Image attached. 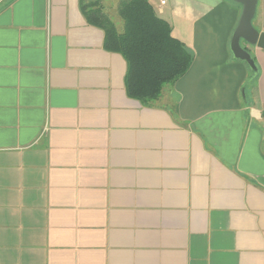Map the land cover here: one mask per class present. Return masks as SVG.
Wrapping results in <instances>:
<instances>
[{
    "label": "crops",
    "instance_id": "1",
    "mask_svg": "<svg viewBox=\"0 0 264 264\" xmlns=\"http://www.w3.org/2000/svg\"><path fill=\"white\" fill-rule=\"evenodd\" d=\"M88 2L0 0V264H264V51L256 73L233 59L241 5L149 0L192 61L144 106Z\"/></svg>",
    "mask_w": 264,
    "mask_h": 264
},
{
    "label": "trees",
    "instance_id": "2",
    "mask_svg": "<svg viewBox=\"0 0 264 264\" xmlns=\"http://www.w3.org/2000/svg\"><path fill=\"white\" fill-rule=\"evenodd\" d=\"M117 30L99 0L81 4L86 21L103 32V48L126 63L124 89L129 98L147 106L157 100L164 85L189 68L192 56L171 34L170 25L157 16L149 0H120Z\"/></svg>",
    "mask_w": 264,
    "mask_h": 264
},
{
    "label": "water",
    "instance_id": "3",
    "mask_svg": "<svg viewBox=\"0 0 264 264\" xmlns=\"http://www.w3.org/2000/svg\"><path fill=\"white\" fill-rule=\"evenodd\" d=\"M241 5L242 10L229 41V51L235 60H240L254 73L255 63L246 46H255L264 51V32L257 30L252 20L255 16L258 0H229Z\"/></svg>",
    "mask_w": 264,
    "mask_h": 264
},
{
    "label": "rangeland",
    "instance_id": "4",
    "mask_svg": "<svg viewBox=\"0 0 264 264\" xmlns=\"http://www.w3.org/2000/svg\"><path fill=\"white\" fill-rule=\"evenodd\" d=\"M92 1V0H90ZM101 4H105L104 5V11L106 13H108V16L110 18V20L114 23L115 27L117 30H121L122 29V20L120 19V17L117 14V11L114 13V7L116 8L115 4L117 2V0H99ZM112 13V15H111ZM115 14V16H113Z\"/></svg>",
    "mask_w": 264,
    "mask_h": 264
},
{
    "label": "built area",
    "instance_id": "5",
    "mask_svg": "<svg viewBox=\"0 0 264 264\" xmlns=\"http://www.w3.org/2000/svg\"><path fill=\"white\" fill-rule=\"evenodd\" d=\"M160 5H164L167 0H158Z\"/></svg>",
    "mask_w": 264,
    "mask_h": 264
}]
</instances>
